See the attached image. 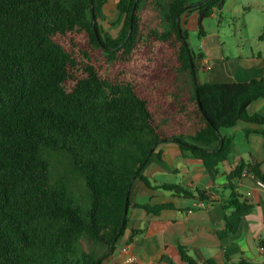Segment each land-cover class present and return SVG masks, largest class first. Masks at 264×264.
Segmentation results:
<instances>
[{"label": "trees", "instance_id": "obj_1", "mask_svg": "<svg viewBox=\"0 0 264 264\" xmlns=\"http://www.w3.org/2000/svg\"><path fill=\"white\" fill-rule=\"evenodd\" d=\"M225 2L118 0L112 37L100 24L108 0H0V264H100L82 238L106 246V256L115 250L136 179L175 198L214 203L210 192L143 175L161 143L215 169L234 155L233 137L221 130L244 122L260 126L245 137L261 135L264 156V116L249 113L264 99V76L202 82L204 54L191 49L181 25L195 10L204 35L203 21ZM263 164L241 160L227 174L232 211L220 239L253 213L237 182L248 170L264 185ZM135 207L153 216L175 208ZM179 252L183 263L197 264L187 249Z\"/></svg>", "mask_w": 264, "mask_h": 264}, {"label": "crops", "instance_id": "obj_2", "mask_svg": "<svg viewBox=\"0 0 264 264\" xmlns=\"http://www.w3.org/2000/svg\"><path fill=\"white\" fill-rule=\"evenodd\" d=\"M114 2L117 4L118 0ZM218 12L220 10H216L207 19H217ZM220 45V41L213 44L217 48L215 54L204 42L205 51H200L204 58L198 61L202 82L244 83L264 76L263 51H257V55L251 51L249 56L239 53L237 59H230L221 54ZM249 113L264 116V99L254 102ZM236 129L244 135L242 142L240 140L238 144L233 136ZM247 129L256 130L260 126L240 122L234 128L226 129L225 134L222 133L226 137H233L234 156L230 162L222 163L211 170L204 168L201 161L192 157L189 152L183 154L178 144H159L155 154H159L160 158L154 155L144 168L143 175L154 184H178L193 192H210L214 203L175 198L170 191L150 189L136 179L129 195L127 229L117 242L115 250L106 256V246H94L84 236L82 241L86 239L91 245L87 251H95L97 258L103 257L100 264H124L125 248L134 256L133 264H149L153 258L161 255L166 259L159 264H185L179 247L187 249L188 255L197 264H233L240 260L264 264V250L259 246V240L264 237V187L250 173H245L237 186L238 192L254 204L253 213L242 220L236 234L223 239L217 235L218 231L224 229L225 217L232 211L227 208L229 191L223 189L228 182L227 174L241 160L254 158L262 162L264 158L262 136L252 133L246 139ZM262 168L264 170V164ZM166 202H172L175 208L164 211L159 216L135 207L156 206Z\"/></svg>", "mask_w": 264, "mask_h": 264}, {"label": "rangeland", "instance_id": "obj_3", "mask_svg": "<svg viewBox=\"0 0 264 264\" xmlns=\"http://www.w3.org/2000/svg\"><path fill=\"white\" fill-rule=\"evenodd\" d=\"M114 1L110 0L107 3L104 8L105 18L100 21L103 30L112 37L117 36L120 28ZM196 1L193 0V2ZM181 25L187 31L188 43L195 53L205 51L203 48L205 42L217 54V48L213 44H217L219 41L221 42V54L223 53L230 59L236 58L239 53L249 56L251 51L255 55L259 50L264 52V41L262 42L260 39L264 31V0H226L220 12L217 13V19L203 21L202 30L205 36H201L199 33L198 13L195 10L181 16ZM221 133L225 134L226 129H222ZM233 136L236 144L240 140L242 142L244 137L238 129L234 131ZM82 248L85 251L91 248L86 239L82 241Z\"/></svg>", "mask_w": 264, "mask_h": 264}, {"label": "built area", "instance_id": "obj_4", "mask_svg": "<svg viewBox=\"0 0 264 264\" xmlns=\"http://www.w3.org/2000/svg\"><path fill=\"white\" fill-rule=\"evenodd\" d=\"M260 185H262L264 187L263 184L260 183ZM202 205H203V202H202ZM262 249V248H261ZM263 250V249H262ZM124 252L126 253V259L124 260V264H133L135 262V258L133 255H131L129 253V250L128 248H125L124 249Z\"/></svg>", "mask_w": 264, "mask_h": 264}, {"label": "water", "instance_id": "obj_5", "mask_svg": "<svg viewBox=\"0 0 264 264\" xmlns=\"http://www.w3.org/2000/svg\"><path fill=\"white\" fill-rule=\"evenodd\" d=\"M93 11H94V10H93V8H92V12H93ZM93 14H94V13H93ZM94 19H95V18H94V15H93V20H94ZM95 31H96V34L98 35V33H97V30H96V29H95ZM245 173H246V174H249V171H248V170H246V171H245Z\"/></svg>", "mask_w": 264, "mask_h": 264}]
</instances>
